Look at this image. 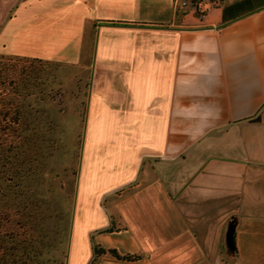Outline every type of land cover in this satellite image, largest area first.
Masks as SVG:
<instances>
[{
  "label": "crops",
  "instance_id": "1",
  "mask_svg": "<svg viewBox=\"0 0 264 264\" xmlns=\"http://www.w3.org/2000/svg\"><path fill=\"white\" fill-rule=\"evenodd\" d=\"M242 1L0 0V56L90 75L65 264H264V3Z\"/></svg>",
  "mask_w": 264,
  "mask_h": 264
},
{
  "label": "trees",
  "instance_id": "2",
  "mask_svg": "<svg viewBox=\"0 0 264 264\" xmlns=\"http://www.w3.org/2000/svg\"><path fill=\"white\" fill-rule=\"evenodd\" d=\"M212 1L217 5L222 0ZM229 8L223 10L224 18ZM7 57L23 65L19 69L0 66V264H42L50 247L60 249L63 243L59 228L63 220L47 199L54 180L46 170L53 129L36 108L42 101L37 96L43 94L44 83L24 63H54ZM93 251L94 258L105 252L97 245ZM108 253L117 259L136 258L121 257L114 250Z\"/></svg>",
  "mask_w": 264,
  "mask_h": 264
},
{
  "label": "rangeland",
  "instance_id": "3",
  "mask_svg": "<svg viewBox=\"0 0 264 264\" xmlns=\"http://www.w3.org/2000/svg\"><path fill=\"white\" fill-rule=\"evenodd\" d=\"M2 65H15L19 69L23 64L7 56H0V66ZM24 66L34 77L39 78L38 82L44 83L43 94L37 96L42 101L36 108L52 124L53 129V134L49 137L52 148L46 161V170L54 180L51 182L52 192L47 199L51 208L63 220L59 225L63 237L60 249L50 247L41 261L42 264H65L71 219L80 186L78 170L87 124L85 114L90 75L87 71L70 65L25 62Z\"/></svg>",
  "mask_w": 264,
  "mask_h": 264
},
{
  "label": "built area",
  "instance_id": "4",
  "mask_svg": "<svg viewBox=\"0 0 264 264\" xmlns=\"http://www.w3.org/2000/svg\"><path fill=\"white\" fill-rule=\"evenodd\" d=\"M175 3L177 7H187L189 4H192L195 13L200 18H205L209 11L216 6L212 0H175Z\"/></svg>",
  "mask_w": 264,
  "mask_h": 264
}]
</instances>
